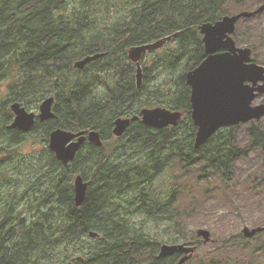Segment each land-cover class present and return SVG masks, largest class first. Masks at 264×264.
Returning a JSON list of instances; mask_svg holds the SVG:
<instances>
[{
  "label": "trees",
  "instance_id": "16d2710c",
  "mask_svg": "<svg viewBox=\"0 0 264 264\" xmlns=\"http://www.w3.org/2000/svg\"><path fill=\"white\" fill-rule=\"evenodd\" d=\"M74 1L75 5L71 0H0V82H8L7 99L0 100V149L12 154L11 199L0 212V264H173L174 255L158 257L161 241L131 224L129 216L162 217L175 227L178 192L160 196L155 181L177 156L191 159L208 152L207 169L225 175L245 156L237 124L220 128L195 147L197 126L186 75L206 57L201 25L246 10L247 0H134L114 24L101 22L102 6L111 7L108 0ZM172 35L168 43L174 40L177 48L167 56L158 49L149 52L159 53L151 63L145 60V82L139 90L127 48ZM97 53L102 56L84 68L74 66ZM167 65L176 89L147 94L157 80L154 71ZM111 71L118 76L99 91L100 76ZM1 93L0 89V98ZM49 96L55 98L53 117L37 119L29 131L10 127L11 103L31 110ZM158 105L181 111L182 119L163 128L137 119L122 136H114L117 118L141 115L142 108ZM59 127L75 132L95 129L104 144L86 141L65 164L47 146L51 131ZM247 133L251 147L264 152L261 125L252 124ZM30 136L43 145L41 152L16 158ZM24 164L35 179L16 190ZM78 174L88 182L81 205L75 202ZM91 231L99 236L91 237ZM77 256L84 260L77 261ZM201 264H216V258Z\"/></svg>",
  "mask_w": 264,
  "mask_h": 264
},
{
  "label": "rangeland",
  "instance_id": "374dc122",
  "mask_svg": "<svg viewBox=\"0 0 264 264\" xmlns=\"http://www.w3.org/2000/svg\"><path fill=\"white\" fill-rule=\"evenodd\" d=\"M108 1L111 7L107 8L103 5L101 11V22L108 24H114L116 19L126 14L134 2V0ZM102 2L106 3V0H102ZM75 3L74 0H71V5H75ZM261 3L262 0H247L248 8L246 10H254ZM236 28L234 38L237 40V44L242 47H251L253 58L264 65V12L250 18H241ZM132 47L134 46L127 48V56L136 68V75L137 64L128 54ZM176 48V42L171 40L158 50L164 56H167ZM153 51H157V49ZM149 52L145 53L142 58V82L140 88H138L139 90L145 82L143 78L145 60L151 63L159 53ZM169 58L171 56L165 59ZM171 70L172 68L168 65L161 72L155 70L157 80L147 88L146 93L158 95L165 94V91L173 92L176 86L173 79L169 81ZM88 75L90 76L89 73ZM88 75L83 74V76ZM117 76L118 72L115 74V71L102 74L98 80L99 91L105 89V85L112 84ZM135 77L137 80V76ZM7 84V81L0 82L1 101L7 99ZM256 102H264V94ZM40 104L41 102L31 110L39 112ZM252 124L261 125L264 129V116L260 119L237 124L238 127L235 131L238 142L246 150V154L232 166L229 172H226V175L214 173L207 169V155L209 153L206 152L205 156L191 159L177 156L173 164L168 166L165 172H162L156 179L155 188L160 191V196L168 195L172 191L178 192L179 201L176 211L179 210L177 211L179 215L174 222L175 227H171L173 223L169 220H163L162 217L156 220L142 214L131 215L128 221L135 223L141 231L156 237L162 244L176 242L197 244L200 242L196 257L187 264H201L203 261L208 262L211 258H216V264H264V232L253 237H247L243 233L245 226L254 228L264 224V152L253 149L248 143L247 129ZM1 137L0 135L1 146H3ZM38 141L37 137L30 136L20 147V153L16 155V158L23 156V153L33 158V152H41L43 145ZM113 143L114 140H111L108 144V150L112 148ZM47 146L49 147V140ZM3 151L0 149V212L3 211L5 202H10L12 194V188L8 185L9 180L12 178V167H10L12 154L7 149L5 152ZM185 151L188 152L187 143ZM145 152L137 154L140 155ZM168 152L170 151L167 150L164 153ZM21 172L23 174L19 177L16 190H19L22 183L25 184L28 179H35V173H30L25 164ZM200 228L210 230L211 241L205 243L204 238L198 235L197 230ZM217 249L218 251H216ZM54 262L58 263L57 261Z\"/></svg>",
  "mask_w": 264,
  "mask_h": 264
},
{
  "label": "water",
  "instance_id": "95a60500",
  "mask_svg": "<svg viewBox=\"0 0 264 264\" xmlns=\"http://www.w3.org/2000/svg\"><path fill=\"white\" fill-rule=\"evenodd\" d=\"M264 12V0L254 10H242L236 14L224 15L215 22H205L201 25V33L205 45L206 57L203 61L190 70L187 74V84L191 87L192 119L197 126L195 147L200 148L220 128L236 125L241 122H249L264 116V102L255 103L257 98L264 94V65L257 63L253 58L251 47L238 46L233 34L238 21L250 18ZM173 36L160 40L138 44L132 47L128 54L137 64V85L142 82L141 60L148 51L161 48ZM102 56V53L88 55L75 62L74 66L84 68L89 62ZM54 96L42 100L39 112L28 110L20 102H13L10 107L14 113V119L10 127H16L23 131H29L35 125L37 119L41 121L53 117ZM183 113L171 110L163 106L144 107L141 115L131 117H119L114 122L113 133L122 136L132 121L141 119L145 124L156 128L175 126L182 119ZM103 145L100 132L71 131L64 128H56L51 131L49 147L57 158L67 164L73 161L86 141ZM88 182L82 175L74 178L75 202L81 205L86 197ZM264 232V224L251 228L245 226L243 233L247 237H253ZM198 235L204 238V242L211 240V232L206 228L197 230ZM92 237H97V232L91 231ZM197 245L184 243H163L158 257H166L174 253L185 255L174 264H185L197 251ZM82 256L77 261H83ZM59 264V263H51ZM65 264H75L69 261Z\"/></svg>",
  "mask_w": 264,
  "mask_h": 264
},
{
  "label": "flooded vegetation",
  "instance_id": "af4514ba",
  "mask_svg": "<svg viewBox=\"0 0 264 264\" xmlns=\"http://www.w3.org/2000/svg\"><path fill=\"white\" fill-rule=\"evenodd\" d=\"M174 255V260H175V262L174 263H176V262H178L184 255H185V253H179V252H177V253H174L173 254ZM153 257H156V256H153ZM144 259H146V258H144ZM192 260V259H191ZM173 263V264H174ZM187 263H189V261L188 262H186L185 264H187ZM143 264H147L146 262H144Z\"/></svg>",
  "mask_w": 264,
  "mask_h": 264
},
{
  "label": "bare ground",
  "instance_id": "6f19581e",
  "mask_svg": "<svg viewBox=\"0 0 264 264\" xmlns=\"http://www.w3.org/2000/svg\"><path fill=\"white\" fill-rule=\"evenodd\" d=\"M134 204V203H133ZM135 212V211H134ZM133 213V212H132ZM149 220V219H148ZM147 222V221H146ZM149 222V221H148ZM131 224H133V223H131ZM144 225V224H143ZM129 232H130V230H129ZM137 234V233H136ZM139 234V233H138ZM136 236V235H135ZM177 243V242H176ZM162 244V243H161ZM146 245V244H145ZM220 250V249H219ZM150 251H152V250H150ZM216 251H218V249L216 250ZM149 252V251H148ZM159 251H157V253H158ZM156 253V252H155ZM155 255V254H154ZM151 256V255H150ZM172 256V255H171ZM162 258V257H161ZM154 259H156V258H154ZM160 259V258H159ZM225 261V260H224ZM148 262V261H147ZM170 262V261H169ZM144 263V262H143Z\"/></svg>",
  "mask_w": 264,
  "mask_h": 264
}]
</instances>
